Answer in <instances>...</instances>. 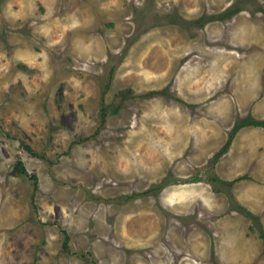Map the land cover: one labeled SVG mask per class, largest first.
<instances>
[{"label": "rangeland", "instance_id": "1", "mask_svg": "<svg viewBox=\"0 0 264 264\" xmlns=\"http://www.w3.org/2000/svg\"><path fill=\"white\" fill-rule=\"evenodd\" d=\"M247 118L264 0H0V264H218L221 215L166 198Z\"/></svg>", "mask_w": 264, "mask_h": 264}, {"label": "crops", "instance_id": "2", "mask_svg": "<svg viewBox=\"0 0 264 264\" xmlns=\"http://www.w3.org/2000/svg\"><path fill=\"white\" fill-rule=\"evenodd\" d=\"M257 131L264 134L261 127L245 126L239 128L232 137L224 156V169L220 170L221 172L218 170L216 174L221 181L230 182V186L224 185V193L213 187L212 180V186L207 181L198 180L189 182L188 191L185 190L184 183L185 185L180 186V191L175 189L169 194L171 196L166 198L172 202L169 205L179 213L182 209L191 210L196 202H201L212 214L221 215L212 222V227L217 232L213 254L218 264H250L263 248L262 239L256 231H250V220L238 210H228L229 203L225 196L227 193L229 198L231 197V204L237 203V206L258 216L264 229V176L259 170L261 162L256 170ZM257 145L262 146V142ZM262 147L264 148V145ZM263 161L264 159V165ZM183 201L185 204H182ZM190 246L195 248L196 256H199L200 252L205 253L198 250L199 245L196 243Z\"/></svg>", "mask_w": 264, "mask_h": 264}, {"label": "trees", "instance_id": "3", "mask_svg": "<svg viewBox=\"0 0 264 264\" xmlns=\"http://www.w3.org/2000/svg\"><path fill=\"white\" fill-rule=\"evenodd\" d=\"M233 13V12H232ZM232 13H226V15L224 16H229L231 15ZM224 16H214V17H217V18H214L215 19H222L224 18ZM208 20H211V19H208ZM206 22V21H205ZM204 23H202L201 25H203ZM245 125H253V126H262L264 127V121L262 120H255V119H245V120H242L240 123H238L237 125L234 126V132H232L230 135H228V138L227 140L225 141V143L223 144V146L220 148V150L217 151V153L215 154V158L218 156L219 153H224L225 151H227L228 147H229V144L231 142V139L234 135V133L236 132V130H238L239 128L245 126ZM17 165L22 168L23 170V166L21 165L20 162H17ZM35 177V176H34ZM212 182L214 184H223L225 186H230V182H224V181H221L218 177H213L212 178ZM164 184L163 183H159L157 184L156 188H161ZM237 210L242 213L247 219L250 220V229L252 231H257V234L258 236L262 239V242H263V252H264V229L260 223V220H259V217L258 216H255L253 215L252 213H250L248 210L242 208L239 206V208H237ZM63 247L66 248L67 247V236H65V239H64V242H63Z\"/></svg>", "mask_w": 264, "mask_h": 264}]
</instances>
